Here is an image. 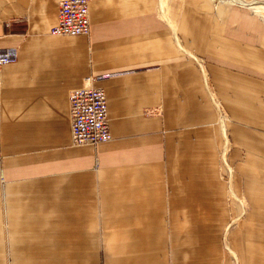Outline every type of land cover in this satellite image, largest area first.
I'll list each match as a JSON object with an SVG mask.
<instances>
[{
	"label": "crops",
	"instance_id": "0c3cea01",
	"mask_svg": "<svg viewBox=\"0 0 264 264\" xmlns=\"http://www.w3.org/2000/svg\"><path fill=\"white\" fill-rule=\"evenodd\" d=\"M61 1L0 0V264H264V0H90L54 36ZM86 85L112 139L74 145Z\"/></svg>",
	"mask_w": 264,
	"mask_h": 264
},
{
	"label": "built area",
	"instance_id": "2783aa9c",
	"mask_svg": "<svg viewBox=\"0 0 264 264\" xmlns=\"http://www.w3.org/2000/svg\"><path fill=\"white\" fill-rule=\"evenodd\" d=\"M249 8L263 4L246 0H225ZM90 0H62L59 5L58 23L51 29L54 36H89ZM260 6V5H259ZM264 18V10H263ZM12 56H3L0 64L11 63ZM91 77L86 82L91 81ZM71 135L74 145L99 144L112 139L108 115V96L104 88L86 85L69 95Z\"/></svg>",
	"mask_w": 264,
	"mask_h": 264
},
{
	"label": "bare ground",
	"instance_id": "6f19581e",
	"mask_svg": "<svg viewBox=\"0 0 264 264\" xmlns=\"http://www.w3.org/2000/svg\"><path fill=\"white\" fill-rule=\"evenodd\" d=\"M164 12V11H163Z\"/></svg>",
	"mask_w": 264,
	"mask_h": 264
}]
</instances>
